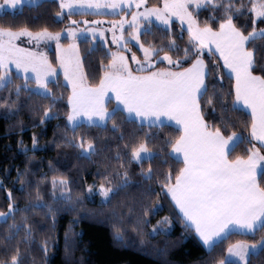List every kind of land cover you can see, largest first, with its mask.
Wrapping results in <instances>:
<instances>
[{
    "label": "snow or ice",
    "instance_id": "6c2138e0",
    "mask_svg": "<svg viewBox=\"0 0 264 264\" xmlns=\"http://www.w3.org/2000/svg\"><path fill=\"white\" fill-rule=\"evenodd\" d=\"M49 4L56 8L53 22L68 19L59 31L0 26V118L11 120L27 108L39 120L36 127L62 119L57 147L97 163L98 171L75 195L74 181L51 167V177L45 173L35 183L18 171L26 203L20 207L7 191L0 264H36L34 251L47 261L56 241L50 234L38 239L42 229L32 217L51 218L54 231L61 209L75 211L96 196L108 209L117 242L128 230L141 245L166 238L178 221L207 249L204 264H252L264 254V236L230 244L218 260L211 254L232 234L264 232V0H156L152 6L149 0H3L0 9ZM105 14L120 18L108 21V28L103 20L72 19ZM106 32L116 51L109 48L101 59L93 83L77 41L88 44L84 55H91L97 38L107 47ZM25 40L35 50L21 46ZM51 42L56 67L39 50ZM59 72L69 90L63 117L64 97L54 90ZM18 144L27 155L23 140ZM241 144L249 147L234 155ZM38 147L33 135L31 150ZM133 187L138 193L128 197ZM162 201L168 215L161 216ZM64 243L65 264H72L75 240L68 232ZM166 246L158 249L161 255Z\"/></svg>",
    "mask_w": 264,
    "mask_h": 264
},
{
    "label": "trees",
    "instance_id": "16d2710c",
    "mask_svg": "<svg viewBox=\"0 0 264 264\" xmlns=\"http://www.w3.org/2000/svg\"><path fill=\"white\" fill-rule=\"evenodd\" d=\"M3 2V0H0ZM156 3V0H149V6ZM56 8L53 5L44 7L26 6L16 9L12 12H0V26H21L27 24L32 30H39L43 26H48L51 31H59L68 24V19L63 22H53V14ZM206 14L207 10H201ZM39 16V20L33 17ZM93 15H75L72 19L91 18ZM119 16L110 17L116 19ZM203 18V16H202ZM175 31H179V24L175 22ZM186 39V34H185ZM81 55L84 60L85 72L88 74L91 82H98V69L101 59L107 53L105 47L96 42V51L91 55L85 56L84 53L88 44L78 42ZM130 56V53H127ZM48 58L56 67V55L54 51H48ZM106 62V61H105ZM58 86L54 89L56 95H63L64 99L60 101V115L66 110V99L68 91L61 77L54 81ZM6 94V93H3ZM2 95V94H0ZM24 99L22 95V100ZM242 119H245L242 117ZM39 120L34 119L33 115L23 109L18 116L11 120L0 118V181L3 182V189H0V211L7 208V191H13V195L20 207L26 203L24 196L19 191L21 185L17 180V172H27V177L37 182L45 173L52 175L51 169L59 173H64L74 181V195L82 188L83 182L91 184L94 182L93 176L98 171L97 163H90L84 160H77L75 151L69 148H58L57 144H62L63 120H51L45 125L36 127ZM61 127L58 129L57 125ZM10 125L12 127H10ZM242 130V126H238ZM131 130V126H127ZM21 129H23L21 131ZM95 133V129L92 130ZM39 137V147L32 149V137ZM244 135L248 133L245 131ZM23 140V146L29 149L27 155L21 150L19 141ZM111 146L115 148V142L110 141ZM249 147L248 144H241L234 155L243 154ZM114 154V153H113ZM147 167V164H145ZM102 171V169H100ZM139 171V167H135ZM137 179L136 177L133 178ZM98 183V180L96 181ZM43 188L44 186L41 185ZM50 190V186H49ZM138 193V189L133 187L128 190V197ZM47 195V193H45ZM124 194L118 199H124ZM51 203V200H47ZM117 200H113L114 206ZM164 211L161 216L168 215L169 205L162 201ZM55 207V206H54ZM108 209L101 207V202L97 197L94 200H85L82 206H78L75 211H65L61 209L56 217L55 230L51 228V218L43 219V213L36 214L32 219L40 226L42 231L38 239H42L45 234H50L56 243L50 248L47 261L43 254L34 251L36 264H65V233L68 232L75 240L74 252L71 256L72 264H204L209 258L207 249H205L197 240L194 232L184 233L179 222L175 223L174 229L168 237H156L145 244H140V239L135 233L127 231L125 238L121 242L114 239V234L110 226V221L106 219ZM156 219L152 223L155 224ZM71 229V231H69ZM78 233V236L74 234ZM264 236V232H258L255 237L251 235L232 234L216 247L211 254L215 259L222 258L226 254L230 244L237 242L253 243ZM167 241V246L165 245ZM167 247L165 254L161 255L158 249ZM252 264H264V254L260 257H253Z\"/></svg>",
    "mask_w": 264,
    "mask_h": 264
},
{
    "label": "rangeland",
    "instance_id": "374dc122",
    "mask_svg": "<svg viewBox=\"0 0 264 264\" xmlns=\"http://www.w3.org/2000/svg\"><path fill=\"white\" fill-rule=\"evenodd\" d=\"M0 4H3V2H0ZM16 10V9H15ZM6 11H9V12H12V11H14L13 9H0V12H6ZM107 10H105V12H106ZM120 15L122 16V15H125V13H120ZM119 18H120V16H119ZM76 20V19H75ZM78 21H84V20H87V21H92V20H89V19H85V18H80V19H77ZM111 20H113V19H111ZM111 20H109V21H111ZM108 22V21H107ZM107 22H105V24L103 25V27L104 28H108V27H110V24L109 23H107ZM81 27H83V24H81ZM118 35H119V33H117ZM89 39H91L90 37H89ZM106 40H108V41H110L111 43H112V33L111 32H106ZM79 41H77V43H78ZM97 42H99V38H97ZM61 43L62 44H64L65 46H67V44L69 43V41H67V40H62L61 41ZM100 43V42H99ZM101 44V43H100ZM102 45V44H101ZM21 46H24V47H31L33 50H35V44L33 43V45H28L27 44V42H26V40H25V42L21 45ZM103 46V45H102ZM104 47V46H103ZM109 47H110V49L112 50V51H116V47H115V45H108V50H109ZM39 50L41 51V52H44L46 55H47V57H48V51H54L55 52V55H56V45H55V43L54 42H51V43H49V44H41L40 46H39ZM107 50V49H106ZM107 50V51H108ZM131 55V54H130ZM49 59V58H48ZM50 61V60H49ZM13 71H15V69H13ZM58 71H59V69H58ZM63 75V73L62 72H59V77H61V79H62V81L64 82V84L66 85V83H65V81H64V77L62 76ZM97 197V199H98V201H100V197L99 196H96ZM101 202V201H100Z\"/></svg>",
    "mask_w": 264,
    "mask_h": 264
},
{
    "label": "crops",
    "instance_id": "0c3cea01",
    "mask_svg": "<svg viewBox=\"0 0 264 264\" xmlns=\"http://www.w3.org/2000/svg\"><path fill=\"white\" fill-rule=\"evenodd\" d=\"M133 10H135V9H133ZM94 17H91V18H85V19H89V20H103V21H105V22H107V21H109V20H111V18L110 17H114V16H112V15H109V14H105V15H93ZM129 18H130V16H129ZM116 19H119V17L118 18H116ZM178 23V22H177ZM179 24V23H178ZM125 35H127V33H125ZM99 42L104 46V41H100L99 40ZM112 43L110 42V41H108L107 40V47H105L107 50H108V45L110 46ZM113 45V44H112ZM110 48V47H109ZM63 76V75H62ZM66 83V82H65ZM237 234H239V233H237ZM194 235H195V233H194ZM197 238V240L199 241V239H198V237H196ZM200 244L202 245V243L200 242ZM203 246V245H202Z\"/></svg>",
    "mask_w": 264,
    "mask_h": 264
}]
</instances>
